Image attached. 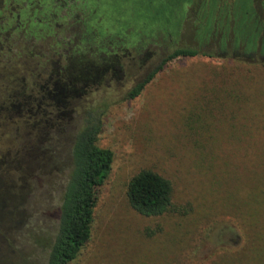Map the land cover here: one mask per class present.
I'll use <instances>...</instances> for the list:
<instances>
[{
    "label": "rangeland",
    "instance_id": "obj_1",
    "mask_svg": "<svg viewBox=\"0 0 264 264\" xmlns=\"http://www.w3.org/2000/svg\"><path fill=\"white\" fill-rule=\"evenodd\" d=\"M79 2L51 0L44 9L43 0H0V105L9 106L20 77L30 88L35 76L61 71L62 78L70 64L86 66V77L72 82L66 108L73 113L62 127L73 136L92 109L102 124L97 145L112 152L89 239L68 264H260L264 250L250 255L249 246H257L264 222L256 214L259 204L264 211V0H182L173 31L137 38L132 30L134 38L124 41L88 24L86 34L82 22L95 15L102 28L105 13L92 10L93 2L82 12ZM41 22L46 27L30 34L29 23ZM177 47L200 54L166 62L127 98ZM25 126L0 110V173L14 185L9 194L25 186L28 213L18 242L30 263L43 264L44 242L28 244L22 235L51 232L50 195L67 176L69 142L52 140L42 156L26 158ZM143 169L170 184L171 207L162 214L140 215L128 205L127 182ZM252 256L256 262L243 258Z\"/></svg>",
    "mask_w": 264,
    "mask_h": 264
},
{
    "label": "trees",
    "instance_id": "obj_2",
    "mask_svg": "<svg viewBox=\"0 0 264 264\" xmlns=\"http://www.w3.org/2000/svg\"><path fill=\"white\" fill-rule=\"evenodd\" d=\"M86 1L87 0H80V2L76 4L77 9L84 12L83 9L90 6L88 4L91 2L94 3V6L90 7L92 10H96L98 7L97 12H101L103 9L106 18L103 17L101 20L103 28L102 36L116 35L114 38L121 41H124L125 38L131 39L132 30L137 32V38L144 36L143 31L147 23L152 25V32L149 33V36H153L156 30L161 32L163 26L161 23L163 19L166 18L165 15L168 9H173L174 6L171 0L170 2H168V0ZM43 3L44 7L47 8L51 0H43ZM107 6L110 8V12L107 11ZM141 11L144 12L148 18L141 17L134 19L133 14ZM107 13L110 15L109 17ZM114 14L116 16H114ZM112 16H114L115 20ZM109 20L123 24L118 34H114V27V29H110L112 23ZM87 22L88 23L84 21V24L82 22L85 33H88L87 24L90 25L91 29L94 28L93 32L96 33L99 22L95 21L92 23L89 20ZM36 27H42L43 29L46 25L43 22H41L40 25L29 23V33L34 35L37 34V32L34 31ZM122 28L124 29L121 30ZM198 54H200L198 50L191 47H177L170 50L159 60L158 64L149 74L136 82L128 90L126 97H135L148 80L171 59L177 57H193ZM70 65L66 67L69 72L67 76L61 78L60 74L63 72L59 71L60 74L56 73L55 78H53L54 75H50L52 81L53 79L61 81V79L66 78L67 81L65 83L70 87L72 86L73 80H83L86 77L88 67L85 66L81 70L76 64ZM75 69H77V71L75 73L73 72V75L71 70ZM38 76L33 77V80L36 78L34 82L38 79ZM48 77L49 76H47V78ZM18 81V89L13 90V92H10L8 95L10 100L9 106L5 107L0 105V110L1 107H3L2 109L7 111L8 118L12 115L17 116L19 102L21 103L22 101H26L27 98H32L34 93L35 95L40 93V90H38L36 86L33 87L34 82L31 83L32 87L26 88V83L29 84V82L26 81L25 76L20 77ZM51 85L52 82L51 84L48 82L49 90H51ZM26 109L33 110L35 106H26ZM101 125L99 114L91 109L83 114L82 124L73 134L69 148L70 162L67 176L60 190L57 191L55 195H50L53 207L52 219L54 223L48 237L44 238V241V239H40L38 236L30 238L29 235H22L26 243L28 241V244L33 245L40 241L43 244L44 242L45 254L43 257V264L70 263L76 258L80 249L89 239L93 209L97 200L98 189L107 177L112 161V152L107 148L97 145V138L101 131ZM23 134L25 140L21 149L24 157L31 159L34 156H42L45 151H48L47 146L38 140L39 129L36 125L30 124L29 126H25ZM4 175L5 174L1 175L0 173V264H32L22 255V248L19 246L18 242V233L22 229L28 213L27 208L24 206L29 195L27 196L26 190L23 191L24 185L23 187L19 186L17 192H10L9 194L8 189L14 185L11 180ZM170 195L171 188L168 180L151 170H140L131 176L127 182L126 198L128 205L140 215L155 216L162 214L171 207ZM258 206L256 208L257 217L263 216L264 211L263 214L261 212L259 213ZM262 229L263 231L260 234L255 249L251 245L249 246L250 255L257 256L258 253H261V249L264 250V222ZM254 233L257 235L256 232ZM254 256H252L254 261L249 257L243 258H246L249 263H252L256 262V257ZM262 260H260V264H264ZM237 261H225L221 259V261L216 264L241 263L239 260Z\"/></svg>",
    "mask_w": 264,
    "mask_h": 264
},
{
    "label": "flooded vegetation",
    "instance_id": "obj_3",
    "mask_svg": "<svg viewBox=\"0 0 264 264\" xmlns=\"http://www.w3.org/2000/svg\"><path fill=\"white\" fill-rule=\"evenodd\" d=\"M110 1H114V0H110ZM168 2H170V0H168ZM171 2L174 5L173 9L172 8L168 9V12L165 15L166 18H164L161 23V25H163L162 30L164 32L173 31L175 29L179 15L181 14L182 0H174V2L173 0H171ZM246 2L247 0H243V6L246 5L245 4ZM44 9H46V7ZM114 16L116 15L114 14ZM133 17H135L134 14ZM94 19H95V15H93L89 19V21L94 23L95 22ZM122 26H123L122 23L117 22V27L119 28L115 30L114 34H118L119 29ZM123 29L124 28H122L121 30ZM151 32H152V25L150 23H147V25L144 28L143 35H148ZM97 33L98 35H103V30L101 26L99 27L97 26ZM52 63L54 64L55 62ZM97 77H99V75ZM40 80L41 78L38 76V79L34 82L33 87L36 86L38 90H40L41 95L40 93H37L36 95L34 93V96H32V98L30 97V99L27 98L26 101H22L21 103L19 102L16 115L18 118H23V122L26 126H29L31 124L34 126L36 125V127H38L39 129L38 140L43 144H45L47 148H51L49 147L51 146L50 141L55 139H56L55 141L56 143L57 141H60V139L64 142L68 141L69 142L68 146L70 148L73 136L69 135V138H67L68 135L66 134V131L69 129V127L66 126L62 127V125L68 122V120L71 118V114L73 113L71 109L68 110L66 108L67 106L70 105L68 98H71L70 94L72 92L71 90L72 88L71 86L69 87L67 83L61 82L60 80L53 79L52 81L51 76H49L47 80L43 79L41 80V83H38V81ZM48 82L49 84H51L52 82L51 90H49L48 88ZM73 93L74 95L76 94V92ZM33 105L35 106V109L33 110L26 109V106L33 107ZM2 108L3 107H1V109ZM69 148H68V152H69Z\"/></svg>",
    "mask_w": 264,
    "mask_h": 264
},
{
    "label": "water",
    "instance_id": "obj_4",
    "mask_svg": "<svg viewBox=\"0 0 264 264\" xmlns=\"http://www.w3.org/2000/svg\"><path fill=\"white\" fill-rule=\"evenodd\" d=\"M134 18H141V17H145L146 15H145V13L144 12H135L134 13Z\"/></svg>",
    "mask_w": 264,
    "mask_h": 264
}]
</instances>
